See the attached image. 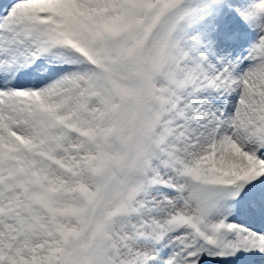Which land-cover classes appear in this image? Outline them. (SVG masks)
<instances>
[{"label":"snow or ice","instance_id":"6c2138e0","mask_svg":"<svg viewBox=\"0 0 264 264\" xmlns=\"http://www.w3.org/2000/svg\"><path fill=\"white\" fill-rule=\"evenodd\" d=\"M0 264H264V0H0Z\"/></svg>","mask_w":264,"mask_h":264}]
</instances>
